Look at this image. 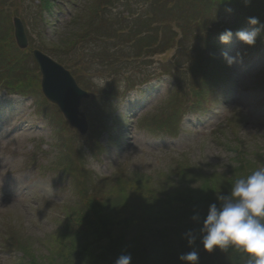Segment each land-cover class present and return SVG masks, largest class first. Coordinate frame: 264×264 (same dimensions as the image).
<instances>
[{"label": "rangeland", "instance_id": "1", "mask_svg": "<svg viewBox=\"0 0 264 264\" xmlns=\"http://www.w3.org/2000/svg\"><path fill=\"white\" fill-rule=\"evenodd\" d=\"M49 1L50 11L43 6L45 0H8L5 11L14 13V37V17L19 16L27 36H33L32 43L41 49L55 48L53 53L69 59L71 65L89 58L95 49L104 63L120 73L126 59L120 56L114 37L102 40V48L99 41L97 46L87 43L84 48L69 49V53L61 46L78 28L80 18L89 13L94 0ZM237 32L232 31L228 43L220 40L212 48L220 56L218 66L227 68V77L219 85L215 79L211 81L208 95L194 112L187 107L195 95L182 91L181 96L180 91H174L173 79L162 76L164 62L174 55L175 48L151 58L152 80L122 98L111 116L106 118V113L100 121L96 110L100 105L83 100L81 110L88 121L85 134L66 125L64 114L45 97L42 75V101L0 90V264H26L28 255L19 246L40 264H82L73 257L76 229L70 223L82 204H78L68 179L55 168L61 154L52 121L65 125V138L81 150L77 158L81 157L84 168L78 178L86 180L89 199L92 196L106 203L114 212L134 206L125 211V220L139 213L137 208L144 204L154 207L150 203L157 201L160 206L191 196L200 204L181 208L179 216L195 214L200 206L208 210L212 203L219 205L218 196L230 194L228 186L235 179L264 167V89L257 85L264 73V41L256 39L249 45ZM224 52L235 57V62L229 65ZM114 57L122 61L109 64ZM82 66L86 73L81 69L79 78L96 96L118 79L99 72L103 65ZM132 68L135 65H128ZM172 110L176 119L165 127L167 131L152 133L151 128L157 127L149 126L148 118L161 114L165 118ZM132 210L135 213L130 216Z\"/></svg>", "mask_w": 264, "mask_h": 264}, {"label": "trees", "instance_id": "2", "mask_svg": "<svg viewBox=\"0 0 264 264\" xmlns=\"http://www.w3.org/2000/svg\"><path fill=\"white\" fill-rule=\"evenodd\" d=\"M98 1L101 3L97 7ZM91 4L92 8L85 14L86 17L80 18L78 28L62 42L63 51L69 53V49L78 46L84 48L87 43L97 46L98 41L99 48H102V40L105 42L114 37L116 46L124 51H120V56L125 55L126 59L119 67L120 73L104 63L95 49L90 52L89 58L83 59L78 54L82 57L81 63L75 60L73 65L63 55L53 53L55 48L50 51L33 44V36L30 35L29 48L21 49L15 41L11 22L14 13L7 15L5 6H8V0H0V90L5 89L10 94L36 101L37 97L44 100L39 97L41 73L32 54V50L38 48L72 72L79 85L90 93L88 102L100 105L96 110L102 121L106 113V118L111 116L122 98L140 90L152 80L153 74L148 68L151 58L175 48L174 55L164 62L162 76L173 79L174 91H180L181 96L182 91L195 95V100L187 107L194 112L198 111L205 94L208 95L211 81L215 79L219 85L227 77V68L218 66L220 56L212 49L219 44L221 33L225 30H252L264 25V0H250L248 3L245 0H94ZM43 6L48 11L52 7L49 0H45ZM19 11L20 9L15 10V14H19ZM253 17L258 20V24L249 23V18ZM42 26L39 23L41 29ZM256 39L264 41V28ZM120 60L122 61L121 58L114 57L109 64ZM82 64L103 65V70L99 72H108L118 79L112 81L105 91H99L100 96H96L79 78L81 69V72L86 73ZM128 65H135L136 68L129 70ZM257 85L264 89V73L257 79ZM88 114L90 118V112ZM148 119L149 126L157 127L151 128L152 133L164 134L165 127L171 121L173 123L176 114L172 110L165 118L161 114L156 119ZM63 121L66 125L70 124L64 117ZM64 127L65 125H55L52 121L53 136L60 144L58 147L61 154L55 168L61 177L68 179L78 204H82L81 210L84 209L78 210L79 215L73 220L71 218L70 222L76 229L73 232V237L76 238L73 248L75 262L115 264L121 254H130L131 264H190L180 257L196 251V264H248V254L235 248L221 250L216 247L211 252L204 248L200 229L208 210H202L200 206L201 210H195V214L188 212L190 214L185 218L179 216L181 208H187L188 205L197 207L199 201L194 196L160 206H156L157 201L150 203L154 207L144 204L137 208L139 213L131 211L130 216L135 214L129 220L124 219L125 211L134 206L114 212L106 203L92 196L89 199L86 180L78 178L84 168L81 157L79 156V160L77 158L81 150L65 138ZM97 138L96 136V140ZM174 204L180 207L176 208ZM155 206L160 209L157 210ZM196 214L200 216L199 221L193 219ZM68 228L67 225L66 230ZM189 232L195 237L192 243H189L186 235ZM19 247L28 255L29 261L26 264H40L26 248Z\"/></svg>", "mask_w": 264, "mask_h": 264}, {"label": "clouds", "instance_id": "3", "mask_svg": "<svg viewBox=\"0 0 264 264\" xmlns=\"http://www.w3.org/2000/svg\"><path fill=\"white\" fill-rule=\"evenodd\" d=\"M250 0H245V3ZM251 25L258 24L256 18H249ZM264 25L252 30H240L238 38L253 45ZM231 30H225L220 40L228 43L232 39ZM226 62L231 65L235 57L223 53ZM220 201L212 203L200 229L204 248L211 252L216 247L227 250L230 247L248 254V264H264V167H259L245 177L235 179L229 195L218 196ZM199 221L200 216H193ZM189 243L195 237L191 232L186 233ZM181 260L196 264L198 253L192 251L181 255ZM130 254H121L115 264H131Z\"/></svg>", "mask_w": 264, "mask_h": 264}, {"label": "water", "instance_id": "4", "mask_svg": "<svg viewBox=\"0 0 264 264\" xmlns=\"http://www.w3.org/2000/svg\"><path fill=\"white\" fill-rule=\"evenodd\" d=\"M15 37L21 49L29 47V39L22 19L14 17ZM41 72V88L45 97L57 104L72 126L81 134L88 130V121L81 110L82 101L88 99L90 94L83 89L63 64L40 49L32 51Z\"/></svg>", "mask_w": 264, "mask_h": 264}]
</instances>
